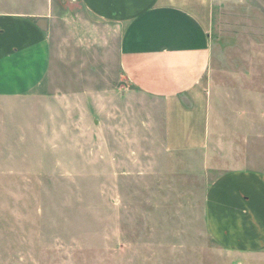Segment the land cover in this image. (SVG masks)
<instances>
[{
    "label": "rangeland",
    "instance_id": "1",
    "mask_svg": "<svg viewBox=\"0 0 264 264\" xmlns=\"http://www.w3.org/2000/svg\"><path fill=\"white\" fill-rule=\"evenodd\" d=\"M70 32H58L48 98L0 103V264H264L205 226L217 177L264 174V0H216L198 149L171 151L148 101L70 106L84 87H128L97 65L113 45L87 25L83 40Z\"/></svg>",
    "mask_w": 264,
    "mask_h": 264
},
{
    "label": "crops",
    "instance_id": "2",
    "mask_svg": "<svg viewBox=\"0 0 264 264\" xmlns=\"http://www.w3.org/2000/svg\"><path fill=\"white\" fill-rule=\"evenodd\" d=\"M215 4L216 0H0V103L46 100L51 73L57 69L58 32L67 29L71 38L83 40L78 27L87 25L86 37L93 33L101 47L115 48L111 58L97 65L107 71L115 64L117 76L128 87H84L70 94V106H79L87 94L100 96L87 98V106H137L140 100L148 101L150 108L145 109L162 121L171 151L203 147ZM205 226L226 251L263 252L264 174L232 171L217 177L206 195Z\"/></svg>",
    "mask_w": 264,
    "mask_h": 264
}]
</instances>
